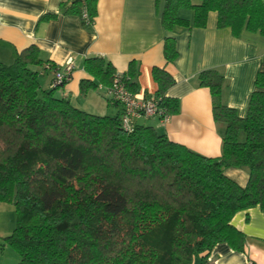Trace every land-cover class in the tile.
Wrapping results in <instances>:
<instances>
[{
  "label": "trees",
  "instance_id": "16d2710c",
  "mask_svg": "<svg viewBox=\"0 0 264 264\" xmlns=\"http://www.w3.org/2000/svg\"><path fill=\"white\" fill-rule=\"evenodd\" d=\"M96 5L63 0L60 10L80 18L85 10L93 23ZM180 9H191L193 18L180 17ZM210 12L217 27L235 37L245 31L264 36V0H165L161 21L168 31L205 27ZM163 52L167 62L177 57L174 38H165ZM57 67L35 45L9 64L0 62V202H12L16 212L0 251L14 249L15 264H191L195 257L206 264L218 243L243 250L245 236L231 219L255 206L264 212V71L242 117L222 100L220 72L198 74L197 84L210 90L213 119L222 125L221 154L209 157L150 125L124 131L118 111L99 115L75 107L56 94L65 85H54ZM83 68L92 79L80 81L81 95L99 83L111 85L116 73L99 56L86 58ZM40 71L52 74L46 89ZM137 74L130 62L122 76L132 92ZM151 76L152 97L176 114L179 100L167 96L174 78L156 66ZM241 166L249 169L243 186L225 174Z\"/></svg>",
  "mask_w": 264,
  "mask_h": 264
},
{
  "label": "crops",
  "instance_id": "0c3cea01",
  "mask_svg": "<svg viewBox=\"0 0 264 264\" xmlns=\"http://www.w3.org/2000/svg\"><path fill=\"white\" fill-rule=\"evenodd\" d=\"M62 1L0 0V62L11 63L30 45L39 49L43 60L58 66L71 59L74 68L70 79L56 94L77 108L99 115H115L119 106L98 88L80 99V81L92 79L83 68L86 58L102 57L119 73L126 72L134 62L138 92L146 96H153L156 88L151 68H164L175 80L167 96L178 98L179 110L167 122L151 117L138 123L154 127L199 154L220 156L222 125L213 119L210 90L197 84V76L208 69L220 72L226 80L222 100L242 117L257 73L264 71V36L245 31L235 37L230 28L217 27L215 12L208 14L205 27L165 30L161 21L165 0H97L94 22L86 27L79 15L61 12ZM45 14L56 16L40 20ZM178 15L191 20L193 11L180 9ZM167 37L175 40L177 57L172 62L164 57ZM51 78V73L40 71V86L48 88ZM225 174L243 186L249 169L229 167ZM231 224L245 236L243 250L218 243L209 252L206 264H264V212L258 206L239 211ZM199 263L200 257H195L191 264Z\"/></svg>",
  "mask_w": 264,
  "mask_h": 264
},
{
  "label": "built area",
  "instance_id": "2783aa9c",
  "mask_svg": "<svg viewBox=\"0 0 264 264\" xmlns=\"http://www.w3.org/2000/svg\"><path fill=\"white\" fill-rule=\"evenodd\" d=\"M81 18L85 25L91 26L88 14L82 11ZM73 62L66 60L54 71V85L66 84L73 71ZM123 73L114 74L111 85L104 86L98 84V89H103L107 99L119 106V121L121 128L126 132H132L139 121L147 120L151 117H157L162 122L169 121L171 114L158 105L157 100L152 96H146L142 93L132 92L123 81Z\"/></svg>",
  "mask_w": 264,
  "mask_h": 264
},
{
  "label": "rangeland",
  "instance_id": "374dc122",
  "mask_svg": "<svg viewBox=\"0 0 264 264\" xmlns=\"http://www.w3.org/2000/svg\"><path fill=\"white\" fill-rule=\"evenodd\" d=\"M83 98H85V96L81 95L80 99ZM15 223L16 212L12 202H0V241L4 236L12 232ZM18 261V254L11 247L5 246L2 251H0V264H15Z\"/></svg>",
  "mask_w": 264,
  "mask_h": 264
}]
</instances>
